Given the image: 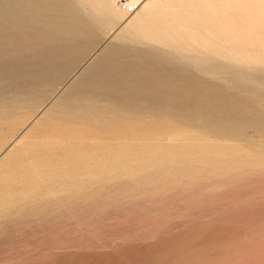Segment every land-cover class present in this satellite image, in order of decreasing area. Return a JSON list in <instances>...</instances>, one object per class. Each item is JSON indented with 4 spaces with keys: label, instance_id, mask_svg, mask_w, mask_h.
<instances>
[{
    "label": "rangeland",
    "instance_id": "rangeland-1",
    "mask_svg": "<svg viewBox=\"0 0 264 264\" xmlns=\"http://www.w3.org/2000/svg\"><path fill=\"white\" fill-rule=\"evenodd\" d=\"M112 1L122 16L96 40H64L42 61H31L30 47L2 54L0 29V146L35 116L34 136L48 143L35 148L49 161L40 184L67 183L38 191L36 212L2 211L0 264H264V77L232 70L220 79L139 60L112 37L135 10ZM93 58L105 60L79 74ZM54 64L52 76H21ZM130 86L166 103L127 105L120 96L134 94ZM85 89L110 95L70 119L65 110L87 99Z\"/></svg>",
    "mask_w": 264,
    "mask_h": 264
},
{
    "label": "bare ground",
    "instance_id": "bare-ground-1",
    "mask_svg": "<svg viewBox=\"0 0 264 264\" xmlns=\"http://www.w3.org/2000/svg\"><path fill=\"white\" fill-rule=\"evenodd\" d=\"M114 2L0 0L2 54H7L10 48L30 47L33 48L31 61H42L45 56L54 53L56 49L52 47L59 48L64 40L74 42L89 35L96 40L98 33L122 16ZM125 5H134L135 11L130 18L124 20V24L112 37L116 42L125 44L133 57L156 63L161 67L169 66L173 71H177L181 64L201 75L220 79H225L226 71L232 70L237 71V77H264V50L256 48L264 34V0H129ZM103 60L105 58L91 59L79 74H85ZM77 61L71 60L69 66ZM26 62L28 61L10 65L9 71L12 66L19 68ZM49 69L47 72L45 69L40 72L23 70L21 76L36 73L52 76L56 73L55 64ZM74 84H71L70 90ZM130 89L135 95L120 96L127 105H133L138 99L151 97H157L158 101L166 103V97L155 95L152 89L137 86H130ZM63 94L44 106L42 116L56 110L63 101ZM85 94L88 97L84 102H73L65 110L64 114L70 119L80 118L84 108L92 109L98 106L97 98L110 95L91 89ZM16 99L17 103L20 99ZM13 100L15 102V99ZM30 117L25 127L17 133L18 125L25 124ZM34 117L29 115L20 121L21 123L2 139L0 217L4 210L18 211L19 207L24 206H27L28 212H36L37 207L32 202L39 199L38 191L43 193L56 188L59 191L67 189L64 177L60 176L55 178V181L40 184L41 172L45 169L42 163L48 159L37 154L35 148L38 145L47 147L48 143L38 139L42 137L35 138L33 128L39 124V119ZM220 129L221 126L218 130ZM13 141V146L8 148ZM17 162H28L29 165L25 169L16 170ZM32 180L36 185L32 184ZM56 182L62 184L58 187Z\"/></svg>",
    "mask_w": 264,
    "mask_h": 264
},
{
    "label": "built area",
    "instance_id": "built-area-1",
    "mask_svg": "<svg viewBox=\"0 0 264 264\" xmlns=\"http://www.w3.org/2000/svg\"><path fill=\"white\" fill-rule=\"evenodd\" d=\"M127 9H128L129 11H131V10L133 9V5H128V6H127Z\"/></svg>",
    "mask_w": 264,
    "mask_h": 264
}]
</instances>
